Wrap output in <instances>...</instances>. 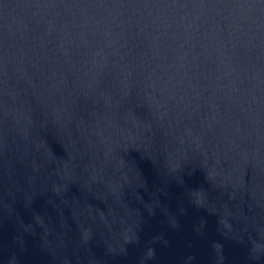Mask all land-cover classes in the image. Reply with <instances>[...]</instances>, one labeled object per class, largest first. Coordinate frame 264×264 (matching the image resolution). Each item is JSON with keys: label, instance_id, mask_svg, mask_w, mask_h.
<instances>
[{"label": "water", "instance_id": "obj_1", "mask_svg": "<svg viewBox=\"0 0 264 264\" xmlns=\"http://www.w3.org/2000/svg\"><path fill=\"white\" fill-rule=\"evenodd\" d=\"M0 264H264V0H0Z\"/></svg>", "mask_w": 264, "mask_h": 264}]
</instances>
